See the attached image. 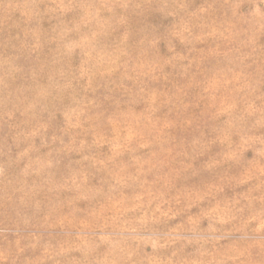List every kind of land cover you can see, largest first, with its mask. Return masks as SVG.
<instances>
[{
  "label": "rangeland",
  "instance_id": "374dc122",
  "mask_svg": "<svg viewBox=\"0 0 264 264\" xmlns=\"http://www.w3.org/2000/svg\"><path fill=\"white\" fill-rule=\"evenodd\" d=\"M0 264H264V0H0Z\"/></svg>",
  "mask_w": 264,
  "mask_h": 264
}]
</instances>
